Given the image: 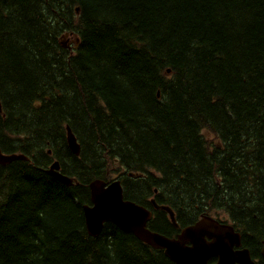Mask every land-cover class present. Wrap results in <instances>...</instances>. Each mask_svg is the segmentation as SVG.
Wrapping results in <instances>:
<instances>
[{
    "label": "trees",
    "instance_id": "16d2710c",
    "mask_svg": "<svg viewBox=\"0 0 264 264\" xmlns=\"http://www.w3.org/2000/svg\"><path fill=\"white\" fill-rule=\"evenodd\" d=\"M0 102V148L30 159L0 165V264H173L88 234L89 183L117 178L150 230H180L155 199L180 228L228 221L264 264V0H0Z\"/></svg>",
    "mask_w": 264,
    "mask_h": 264
},
{
    "label": "water",
    "instance_id": "95a60500",
    "mask_svg": "<svg viewBox=\"0 0 264 264\" xmlns=\"http://www.w3.org/2000/svg\"><path fill=\"white\" fill-rule=\"evenodd\" d=\"M0 112L2 107L0 103ZM25 160L18 155H4L0 149V164L7 165L14 161ZM49 174L64 181L57 165L52 166ZM91 205L85 206L87 232L97 236L105 224L111 223L127 234L134 235L139 241L151 248L163 251L174 264H256L248 248H242V237L228 224L210 216L203 217L193 225L182 229L176 238L153 232L148 229L153 214L147 208L134 202L126 201L119 180L105 183L96 180L90 184ZM155 209L169 214L172 224L178 227L174 211L167 206H159L151 201ZM264 258V247L261 250Z\"/></svg>",
    "mask_w": 264,
    "mask_h": 264
},
{
    "label": "bare ground",
    "instance_id": "6f19581e",
    "mask_svg": "<svg viewBox=\"0 0 264 264\" xmlns=\"http://www.w3.org/2000/svg\"><path fill=\"white\" fill-rule=\"evenodd\" d=\"M77 12H79V10L77 9ZM70 39H74V47L77 46L79 44V39L78 38H75L73 37L72 35H70L67 39H65L66 41L64 42V46L67 47V48H70L71 46L68 45V41ZM66 73V72H65ZM6 97V96H5ZM2 107V105H1ZM70 126V125H69ZM60 131V130H59ZM66 140H67V145L70 149V151L76 156V157H79L80 156V153H81V148H80V144L78 143L77 141V138L76 136L74 135V133L72 132L71 128L70 127H67L66 128ZM31 150V149H30ZM48 154H51V151L48 152ZM19 157H23L25 155L23 154H17ZM61 157V156H60ZM67 159V158H66ZM18 161H25V160H18ZM30 161V159H29ZM69 162V161H68ZM43 163V162H42ZM1 165V164H0ZM57 165L59 167V170L61 172V174L63 175V178H64V181H60L62 182L64 185L66 186H72L74 185L76 182L73 178H71V176H67V175H64L61 171V165H60V161L57 159V160H53L52 163L50 164L49 168L48 169H51L52 166H55ZM58 180V179H57ZM96 180H100V179H96ZM96 180H93L89 183V191H90V184ZM90 195H91V192H90ZM6 199V198H5ZM85 206H89V204H86L84 205ZM83 207V209H84ZM84 216H85V211H84ZM86 224V222H85ZM87 229V228H86ZM102 232V231H101ZM101 232L97 235V236H92V237H98ZM91 236V235H90Z\"/></svg>",
    "mask_w": 264,
    "mask_h": 264
},
{
    "label": "rangeland",
    "instance_id": "374dc122",
    "mask_svg": "<svg viewBox=\"0 0 264 264\" xmlns=\"http://www.w3.org/2000/svg\"><path fill=\"white\" fill-rule=\"evenodd\" d=\"M69 40V39H68ZM68 45L71 46L70 48L74 47V39H70L68 41ZM206 136L208 135L206 132L204 133Z\"/></svg>",
    "mask_w": 264,
    "mask_h": 264
},
{
    "label": "flooded vegetation",
    "instance_id": "af4514ba",
    "mask_svg": "<svg viewBox=\"0 0 264 264\" xmlns=\"http://www.w3.org/2000/svg\"><path fill=\"white\" fill-rule=\"evenodd\" d=\"M179 232H180V230H179Z\"/></svg>",
    "mask_w": 264,
    "mask_h": 264
}]
</instances>
